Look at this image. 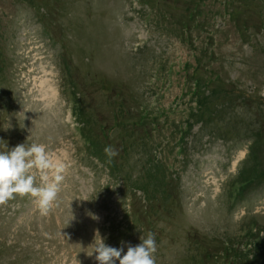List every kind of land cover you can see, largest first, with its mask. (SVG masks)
Returning <instances> with one entry per match:
<instances>
[{
  "label": "rangeland",
  "instance_id": "1",
  "mask_svg": "<svg viewBox=\"0 0 264 264\" xmlns=\"http://www.w3.org/2000/svg\"><path fill=\"white\" fill-rule=\"evenodd\" d=\"M0 264H264V0H0Z\"/></svg>",
  "mask_w": 264,
  "mask_h": 264
},
{
  "label": "trees",
  "instance_id": "2",
  "mask_svg": "<svg viewBox=\"0 0 264 264\" xmlns=\"http://www.w3.org/2000/svg\"><path fill=\"white\" fill-rule=\"evenodd\" d=\"M256 248V247H255Z\"/></svg>",
  "mask_w": 264,
  "mask_h": 264
}]
</instances>
